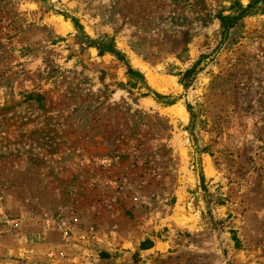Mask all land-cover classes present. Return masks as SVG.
<instances>
[{"label": "rangeland", "instance_id": "rangeland-1", "mask_svg": "<svg viewBox=\"0 0 264 264\" xmlns=\"http://www.w3.org/2000/svg\"><path fill=\"white\" fill-rule=\"evenodd\" d=\"M0 264H264V0H0Z\"/></svg>", "mask_w": 264, "mask_h": 264}, {"label": "trees", "instance_id": "trees-1", "mask_svg": "<svg viewBox=\"0 0 264 264\" xmlns=\"http://www.w3.org/2000/svg\"><path fill=\"white\" fill-rule=\"evenodd\" d=\"M253 7V5L251 4V5H249V7L248 8H250V7ZM241 9H242V13H245L248 9H244V8H242V6H241ZM243 16V14L241 15V17ZM235 20V18H230V17H223V18H221V22H222V27L223 28H225V29H227V28H229V27H231V26H234L235 24H234V21ZM76 25H78L77 23H76ZM110 51H112V50H110ZM101 53H103V50H101ZM128 72H133V70L132 69H129V71ZM106 257L105 255H102V257Z\"/></svg>", "mask_w": 264, "mask_h": 264}, {"label": "crops", "instance_id": "crops-1", "mask_svg": "<svg viewBox=\"0 0 264 264\" xmlns=\"http://www.w3.org/2000/svg\"><path fill=\"white\" fill-rule=\"evenodd\" d=\"M109 252L107 251V250H105L103 253H102V255H105L106 257H104L105 258V260H109V257H108V254ZM110 254V253H109ZM119 260H121V259H119ZM119 260L118 261H116L117 263L119 262ZM110 263V262H109Z\"/></svg>", "mask_w": 264, "mask_h": 264}, {"label": "bare ground", "instance_id": "bare-ground-1", "mask_svg": "<svg viewBox=\"0 0 264 264\" xmlns=\"http://www.w3.org/2000/svg\"><path fill=\"white\" fill-rule=\"evenodd\" d=\"M156 86H158V85H156ZM159 89H161V88H159Z\"/></svg>", "mask_w": 264, "mask_h": 264}]
</instances>
